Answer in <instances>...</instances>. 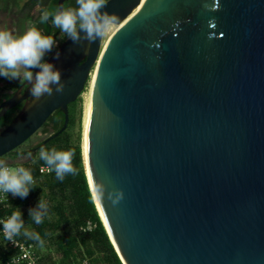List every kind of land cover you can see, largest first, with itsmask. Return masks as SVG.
<instances>
[{"label": "water", "instance_id": "water-1", "mask_svg": "<svg viewBox=\"0 0 264 264\" xmlns=\"http://www.w3.org/2000/svg\"><path fill=\"white\" fill-rule=\"evenodd\" d=\"M104 10L119 23L103 48L66 38L47 57L61 93L35 100L29 86L0 104L2 117L24 101L0 130V158L55 110L54 136L64 130L95 71L83 162L92 198L105 189L93 201L121 262L264 264V0H108Z\"/></svg>", "mask_w": 264, "mask_h": 264}, {"label": "trees", "instance_id": "trees-1", "mask_svg": "<svg viewBox=\"0 0 264 264\" xmlns=\"http://www.w3.org/2000/svg\"><path fill=\"white\" fill-rule=\"evenodd\" d=\"M67 109L68 122L60 133L54 136L63 126L64 114L55 110L36 133L0 158L4 160L7 156L13 157L8 163L30 168L36 185L24 199L9 197L7 202L0 205V215L8 216L16 207L21 210L25 227L39 233L43 243L23 235L17 238L33 246L39 264H123L98 214L85 174L81 96L69 103ZM17 110L13 107L0 117V129L11 122ZM38 132L45 136L32 143ZM41 147L46 150H72L77 174L66 175L61 182L56 179L54 172H41L40 168L44 166L38 159ZM28 153L32 156L28 157ZM18 155H26L28 158L20 161L16 159ZM40 195L49 203L50 216L42 224L36 225L28 217V209L35 207ZM16 253L17 249L5 243L0 235V264H5Z\"/></svg>", "mask_w": 264, "mask_h": 264}, {"label": "clouds", "instance_id": "clouds-1", "mask_svg": "<svg viewBox=\"0 0 264 264\" xmlns=\"http://www.w3.org/2000/svg\"><path fill=\"white\" fill-rule=\"evenodd\" d=\"M106 3L107 0H76L74 8L61 7L54 12L42 11L39 23L45 24L50 20L51 25L63 34L61 39L66 37L77 43L83 38L91 44L107 36L119 23L115 14L104 10ZM55 46L54 36L43 35L35 26L18 35L0 30V78L28 82L30 95L35 100L44 95L51 96L53 91L61 93L64 87L61 73L45 60ZM56 58H59L58 52ZM33 70L38 71L34 73ZM27 155L32 156L31 153ZM73 156L72 150L56 148L46 150L41 147L38 153V159L44 164L41 171L54 172L56 179L62 182L66 175L77 174ZM35 188V179L30 168L22 165L13 166L0 159V194L7 196L11 194L12 198L24 199ZM92 193L93 198L100 201L105 196V189L94 185ZM108 198L117 203L122 196L119 192H110ZM49 216V203L40 195L35 207L28 209V217L34 224L40 225ZM0 232L3 238L10 242L14 241L15 237L23 235L43 243L39 233L25 227L23 214L18 207L6 218L0 219Z\"/></svg>", "mask_w": 264, "mask_h": 264}, {"label": "flooded vegetation", "instance_id": "flooded-vegetation-1", "mask_svg": "<svg viewBox=\"0 0 264 264\" xmlns=\"http://www.w3.org/2000/svg\"><path fill=\"white\" fill-rule=\"evenodd\" d=\"M75 5L76 0L63 1L64 8H74ZM57 9H59L58 0H0V30H7L13 35H18L22 34L28 28L35 26L41 30L43 35L54 36L56 39V46L53 48V52L60 44H62L66 37L61 39L63 34L51 25L50 20L48 23L40 24L39 18L42 11L47 10L54 12ZM50 54L51 53H49L47 57ZM28 87V82L23 80H7L1 78L0 104L16 92L23 94ZM23 103L24 101L15 106L18 110L15 112L14 116L21 109ZM12 158L7 156L4 160L8 163ZM27 158L26 155H18L16 157V159L20 161Z\"/></svg>", "mask_w": 264, "mask_h": 264}, {"label": "built area", "instance_id": "built-area-1", "mask_svg": "<svg viewBox=\"0 0 264 264\" xmlns=\"http://www.w3.org/2000/svg\"><path fill=\"white\" fill-rule=\"evenodd\" d=\"M43 167L44 166L40 168V171ZM9 197H11V194H8V196L6 194H0V205L7 202ZM6 217L7 216L0 215V219H4ZM0 235L5 243H8L10 246L17 249L16 255L12 257L10 260H8L5 264H20V263L39 264L37 261L38 257L35 254L34 248L31 244H25L20 240H18L17 237L14 238V241L10 242L3 238L2 232H0Z\"/></svg>", "mask_w": 264, "mask_h": 264}, {"label": "rangeland", "instance_id": "rangeland-1", "mask_svg": "<svg viewBox=\"0 0 264 264\" xmlns=\"http://www.w3.org/2000/svg\"><path fill=\"white\" fill-rule=\"evenodd\" d=\"M107 37H108V35L102 38V44L105 42V39ZM0 80H1V78H0ZM89 87H90V81L88 83H86V87H85L83 93L81 94V98H82V101H83V118H82L83 129H82V135H83V130H84V108H85V103H86V100H87V97H88V94H89ZM44 136H45V134H42L41 132H38L37 135L33 138L32 143H35L36 141H38L39 139H41ZM8 164L14 166L13 163H8Z\"/></svg>", "mask_w": 264, "mask_h": 264}, {"label": "bare ground", "instance_id": "bare-ground-1", "mask_svg": "<svg viewBox=\"0 0 264 264\" xmlns=\"http://www.w3.org/2000/svg\"><path fill=\"white\" fill-rule=\"evenodd\" d=\"M101 46L103 48L104 43ZM94 75H95V71L92 73V77H91V80H90L89 94H88V97H87V100H86V103H85V108H84V130H83V133L85 132V115H86L87 104H88V99H89V95H90V91H91V86H92V83H93ZM83 150H84V148H83ZM83 156H84V161H86L85 150L83 151Z\"/></svg>", "mask_w": 264, "mask_h": 264}]
</instances>
